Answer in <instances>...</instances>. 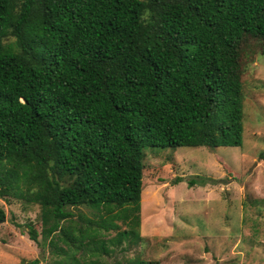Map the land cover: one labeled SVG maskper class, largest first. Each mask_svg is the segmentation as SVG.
<instances>
[{
    "label": "trees",
    "instance_id": "obj_1",
    "mask_svg": "<svg viewBox=\"0 0 264 264\" xmlns=\"http://www.w3.org/2000/svg\"><path fill=\"white\" fill-rule=\"evenodd\" d=\"M246 39L264 0H0V198L38 207L28 238L136 245L145 148L240 147Z\"/></svg>",
    "mask_w": 264,
    "mask_h": 264
},
{
    "label": "rangeland",
    "instance_id": "obj_2",
    "mask_svg": "<svg viewBox=\"0 0 264 264\" xmlns=\"http://www.w3.org/2000/svg\"><path fill=\"white\" fill-rule=\"evenodd\" d=\"M240 68V147L145 148L141 240L130 246L106 243L107 254L78 251L77 264H126L134 258L158 264H264V45L246 39ZM0 207V264L75 263L51 252L40 235L36 242L28 238L25 224L40 231L36 205L5 197ZM69 211L73 219H92L87 208Z\"/></svg>",
    "mask_w": 264,
    "mask_h": 264
}]
</instances>
